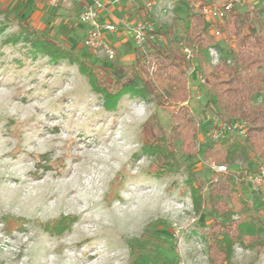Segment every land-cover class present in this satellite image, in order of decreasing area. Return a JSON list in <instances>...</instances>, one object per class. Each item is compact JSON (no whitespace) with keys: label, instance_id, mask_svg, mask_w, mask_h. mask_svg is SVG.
I'll return each mask as SVG.
<instances>
[{"label":"rangeland","instance_id":"obj_1","mask_svg":"<svg viewBox=\"0 0 264 264\" xmlns=\"http://www.w3.org/2000/svg\"><path fill=\"white\" fill-rule=\"evenodd\" d=\"M103 1V19L119 23L107 35L117 50L113 62L85 46L88 27L78 20L83 1L0 0V264H264V187L248 181L244 187L257 222L259 237L252 242L238 241L240 219L233 215L228 246L215 223L224 218L204 201L209 178L220 173L203 158L220 107L201 81L198 59L188 62L187 100L163 104L152 87L157 69L135 64L136 43L123 25L147 19L156 28L174 26L181 49L190 42L183 37L188 9L201 0ZM250 6L254 17L264 0L238 8L249 12ZM20 18L74 59L53 62L36 53L19 29ZM215 39L220 60L233 64L234 41ZM77 58L115 76L95 81ZM133 66L149 85L144 95V85L138 93L121 90V75ZM180 106L192 123L173 122L170 112ZM261 163L250 153L230 170L252 175ZM78 178L62 206L65 185ZM223 203L233 204L229 198ZM68 215L76 216L70 226L59 222Z\"/></svg>","mask_w":264,"mask_h":264},{"label":"trees","instance_id":"obj_2","mask_svg":"<svg viewBox=\"0 0 264 264\" xmlns=\"http://www.w3.org/2000/svg\"><path fill=\"white\" fill-rule=\"evenodd\" d=\"M196 3L198 1L188 9L183 37L192 42L197 50L198 70L211 96L216 98L219 104V117L225 122L242 120L247 123V134L244 137L230 136L212 140L203 152V158L229 168L227 172L213 174L215 177L212 175L209 178L208 196L204 201L209 204L216 216L221 215L224 218L215 223L222 228L223 240L231 246L232 240L229 236L227 221L233 215H238L240 219L236 224L240 232L238 235L240 243H246L247 237L251 242L256 236L259 237L252 208L244 198L246 183L244 174L231 171L230 165L246 161L250 153L264 162V22L261 20L264 6L260 7V13L254 17H251L250 13L255 10L242 12L235 7L229 12L223 31L224 35L234 41V45L229 49L233 64L221 58L219 64L212 65L209 48L218 47V43L205 23L204 16L200 12V4L196 5ZM6 19L9 18L6 17ZM256 20L259 23L258 28L249 30L247 27L254 24ZM17 24L21 33L26 36L25 41H30L36 53L49 57L53 62L73 58V53L69 49L26 21L20 18ZM153 34L156 38L162 36L163 40L150 41L152 53L158 59L157 70L154 74L156 86L152 87H155L158 99L163 98V104L165 102L183 103L187 100L189 88L187 84L188 62L179 46L181 38L176 36L174 26L156 28ZM76 60L80 61L82 70L95 81L105 82L106 75L115 76V73L101 71L100 68L90 65L86 60L78 58ZM143 62V57L136 48L135 64L141 65ZM121 77L126 81L121 89L123 92L138 93L136 89L138 85H144V78L135 66L126 70ZM147 87L149 85H144L142 92L139 91L141 95H144ZM170 114L176 124L193 122V116L185 106L174 109ZM41 157L48 156L42 155ZM40 168L37 169H48ZM224 198L232 200L231 207L221 205L224 204ZM63 221L68 222L70 226L73 219L66 217L59 222ZM50 227V230L56 229V223Z\"/></svg>","mask_w":264,"mask_h":264},{"label":"built area","instance_id":"obj_3","mask_svg":"<svg viewBox=\"0 0 264 264\" xmlns=\"http://www.w3.org/2000/svg\"><path fill=\"white\" fill-rule=\"evenodd\" d=\"M85 2V0H81ZM246 0H228L222 6H217L212 0L200 1V12L205 18V23L209 27L212 35L215 38L224 36V26L229 12L238 7L239 4ZM50 6H57L62 0H46ZM150 7V4H148ZM105 9L103 0H90L83 5L78 14V20L81 24L88 27L85 46L91 52L98 54L102 53L103 56L109 61L113 62L117 58V50L112 46L108 40L107 35L114 33L118 30L119 23L114 21H107L103 19L101 13ZM149 8L145 11L148 14ZM254 6H250L249 11H254ZM124 27L129 29L134 37L136 47L143 57V60L148 64L151 71H155L158 65L157 57L152 53L150 46L151 40H163L162 36L155 37L153 34L156 27L150 21L135 20L131 24L123 23ZM181 51L185 55L187 62H195L198 59L197 50L192 42H185L181 45ZM210 61L212 65H217L220 62L219 50L216 47L209 48ZM231 60H228L230 64ZM201 81L204 82L201 76ZM211 137L212 140H218L225 137H244L247 134V123L242 120H234L232 122L223 121L219 115H215L211 121ZM216 172H227L229 168L225 165H213ZM244 179L256 188L264 187V163H261L255 174L244 175Z\"/></svg>","mask_w":264,"mask_h":264},{"label":"bare ground","instance_id":"obj_4","mask_svg":"<svg viewBox=\"0 0 264 264\" xmlns=\"http://www.w3.org/2000/svg\"><path fill=\"white\" fill-rule=\"evenodd\" d=\"M118 157V156H117ZM116 157V158H117ZM36 173H38V171L36 172ZM72 179H74V178H72ZM79 178H78V180L76 179L75 181L73 180V181H71V183H67L66 184V182H65V188H64V191L62 192V196H61V203H62V206H63V203H65V204H67V203H69L68 201L70 200L69 198H71L72 196V194H74L75 192H76V189H77V186L79 185ZM59 194V193H58ZM48 195V194H47ZM54 196V195H53ZM52 196V197H53ZM45 199H47V197L45 198ZM50 199V198H49ZM46 201L47 200H44V204L46 203ZM43 204V205H44ZM42 206V205H41ZM70 218V219H73V221H74V219H76V216H74V215H68V216H65L64 218Z\"/></svg>","mask_w":264,"mask_h":264},{"label":"crops","instance_id":"obj_5","mask_svg":"<svg viewBox=\"0 0 264 264\" xmlns=\"http://www.w3.org/2000/svg\"><path fill=\"white\" fill-rule=\"evenodd\" d=\"M87 2H90V0H85V2L81 5V8H80V10L82 9V7H83V5L85 4V3H87ZM104 2V1H103ZM80 10H79V12H80ZM102 17H104V16H102ZM34 27V26H33ZM35 28H37V27H35ZM38 29V28H37ZM85 32L87 33V30H85Z\"/></svg>","mask_w":264,"mask_h":264}]
</instances>
